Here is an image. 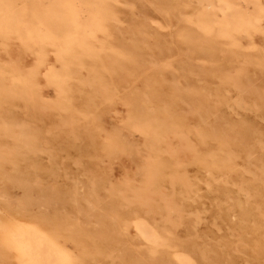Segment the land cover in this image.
Returning a JSON list of instances; mask_svg holds the SVG:
<instances>
[{"label": "rangeland", "instance_id": "obj_1", "mask_svg": "<svg viewBox=\"0 0 264 264\" xmlns=\"http://www.w3.org/2000/svg\"><path fill=\"white\" fill-rule=\"evenodd\" d=\"M9 1L34 12L0 32V249L26 221L73 264H264V0H179L192 23L160 0ZM140 221L164 232L156 251Z\"/></svg>", "mask_w": 264, "mask_h": 264}, {"label": "bare ground", "instance_id": "obj_2", "mask_svg": "<svg viewBox=\"0 0 264 264\" xmlns=\"http://www.w3.org/2000/svg\"><path fill=\"white\" fill-rule=\"evenodd\" d=\"M9 1V0H8ZM15 1V0H14ZM95 1V0H94ZM159 1V0H158ZM170 1V0H169ZM168 0H160V7H162V10H169L170 8L173 9H179V11H181L182 9H184L186 7V4L183 3L182 1L179 2V0H175L173 1V3H169ZM201 1V0H200ZM221 1V0H220ZM10 2V1H9ZM90 2V1H89ZM198 2V1H197ZM210 3V1H206V3ZM214 2V1H213ZM261 2V1H260ZM91 3V2H90ZM89 3V4H90ZM203 3V2H202ZM236 3V2H235ZM15 4V3H14ZM75 5V3H74ZM158 5V4H157ZM197 5H200V3ZM212 5V4H211ZM17 6V5H16ZM231 9L227 12L231 17H240L243 15L242 11L236 6V4L231 3L230 4ZM75 7V6H74ZM206 7V6H204ZM16 8V7H15ZM15 8L13 11L10 10L9 6H1L0 7V32H2L5 28L6 25H13L15 26V28L21 27V26H25L27 23V20L33 17V10L30 8V10H28V6H27V12H24V14H22V16L20 15L19 12H17V8L15 11ZM66 5L60 4L59 5V9H61L64 13L67 11L66 9ZM96 8V7H95ZM198 8V7H197ZM214 8V7H213ZM50 9V8H49ZM171 10V9H170ZM212 10V9H211ZM215 10V9H214ZM213 10V11H214ZM220 10V9H219ZM22 11V10H21ZM77 11V10H76ZM60 12V10H59ZM170 12V11H169ZM203 12V11H202ZM22 13V12H21ZM38 13V12H37ZM61 13V14H62ZM99 14V13H98ZM91 6L88 7V13H86V17H87V24L86 26L88 27L89 30L91 31H97V30H103L106 27V24L103 22L104 20L98 15ZM194 14V13H193ZM199 14V13H198ZM39 16V14H37ZM50 15V14H49ZM197 15V14H196ZM36 16V15H35ZM41 16V15H40ZM46 16V15H45ZM181 16H182V20L188 21L190 23L193 22V20L190 18V16H188L187 14H185L183 11H181ZM179 16V17H181ZM199 16V15H198ZM209 16V15H207ZM53 17V16H52ZM192 17V16H191ZM224 18V17H223ZM29 19V20H30ZM34 19V18H33ZM180 19V18H179ZM197 22L198 25L200 26L201 29L207 27L209 25V21L204 18L203 16H200L197 18ZM215 19V18H214ZM44 20V19H43ZM226 20V19H224ZM40 21V20H39ZM212 21V20H211ZM16 22H18L19 24H15ZM196 22V21H195ZM251 22V21H250ZM34 23V22H33ZM38 23V22H37ZM215 23V21H214ZM227 24V22H226ZM220 25V24H219ZM252 25V24H251ZM28 25H26L27 27ZM212 26V25H211ZM56 27V26H55ZM86 27V28H87ZM58 28V27H57ZM84 28V27H83ZM223 28V27H222ZM231 28V27H230ZM243 28V27H241ZM14 29V28H13ZM26 29V28H25ZM24 29V30H25ZM61 29V28H60ZM219 30V29H218ZM88 31V30H87ZM110 31V30H109ZM220 31V30H219ZM199 32V31H198ZM218 32V31H217ZM84 33V32H83ZM89 33V32H88ZM205 33V32H204ZM22 34V33H21ZM26 34V33H25ZM49 34V33H48ZM98 34V33H97ZM202 34V33H201ZM233 35V34H232ZM36 36V35H35ZM47 36V35H46ZM101 36V35H100ZM27 37V36H26ZM43 37V36H42ZM41 37V38H42ZM48 37V36H47ZM201 37V36H200ZM236 37V36H235ZM28 38V37H27ZM88 38V37H87ZM89 39V38H88ZM216 39V38H214ZM64 40V39H63ZM79 40V39H78ZM217 40V39H216ZM224 40V39H223ZM45 43H50V44H55L56 46L59 47L60 49V53H61V58L62 59H68V55L71 51H73V47L71 46L72 43H63L61 41H59V37L55 34H53L52 37L48 38L46 41H44ZM83 43V42H82ZM57 47V48H58ZM190 47V46H189ZM197 47V46H195ZM45 49V48H44ZM191 49V48H190ZM231 49V48H230ZM197 50V48H196ZM195 50V51H196ZM59 53V51L57 52ZM49 55V54H48ZM48 55L46 52L42 53L39 58L37 59L38 64L40 66H47L48 62ZM71 59V58H70ZM256 60V59H255ZM62 61V60H61ZM253 61V60H252ZM257 61V60H256ZM255 61V62H256ZM75 63V62H74ZM76 64V63H75ZM74 64V65H75ZM68 65V64H67ZM66 65V66H67ZM63 66V65H62ZM65 66V65H64ZM65 66V67H66ZM78 66V65H76ZM52 70H54L55 67H53V65H51ZM71 68V67H70ZM69 68V69H70ZM50 69V68H49ZM56 69V68H55ZM73 68H71L72 70ZM76 69V68H75ZM79 69V68H78ZM76 69V70H78ZM58 70V69H57ZM65 70V69H64ZM63 70V71H64ZM79 71V70H78ZM82 71V70H81ZM60 72V70L58 71ZM70 71H68L69 74ZM72 72V71H71ZM83 72V71H82ZM91 74L90 77L93 80V83L99 88L98 91L102 90L103 93H105L106 95H108L110 98L112 97H117L118 92L116 90V86L110 82L108 79H106L105 74H103L102 72H97L91 69ZM63 73V72H62ZM73 73V72H72ZM75 73V70H74ZM80 73V72H79ZM47 74V73H46ZM53 74V73H52ZM41 75V74H40ZM70 75V74H69ZM72 75V74H71ZM85 75V74H84ZM1 76V75H0ZM42 76V75H41ZM46 76V75H43ZM48 76V74H47ZM61 74L57 73L55 74V77H60ZM11 77V76H10ZM71 77V76H70ZM89 77V78H90ZM37 78V77H36ZM88 78V77H87ZM84 78L83 79H87ZM8 79V78H7ZM10 79V78H9ZM12 79V77H11ZM45 79V77H44ZM5 80V79H4ZM7 81V80H5ZM11 81V80H9ZM13 81V80H12ZM45 81H48L45 79ZM51 83V82H49ZM92 83V82H91ZM28 84V83H26ZM52 84V83H51ZM37 85V84H36ZM55 86V84H53ZM28 86V85H27ZM51 86V85H50ZM37 87V86H36ZM53 87V86H52ZM52 87L50 88L51 90ZM64 87V86H63ZM62 87V88H63ZM1 88V87H0ZM34 88V86H33ZM38 88V87H37ZM96 89V88H95ZM94 89V90H95ZM27 90V89H26ZM92 89V91H94ZM43 91V90H42ZM18 92V91H17ZM16 92V93H17ZM36 92H39L36 90ZM93 93V92H92ZM40 94H42V92H40ZM100 94V93H99ZM260 94V93H259ZM18 95V94H17ZM20 95V94H19ZM93 95V94H92ZM96 95V92H95ZM95 95H93L95 97ZM43 96V95H42ZM91 96V95H90ZM101 96V95H99ZM103 96V95H102ZM101 96V97H102ZM105 96V95H104ZM260 96V95H259ZM97 97V96H96ZM103 98V97H102ZM102 98L100 99L101 101ZM105 98V97H104ZM99 99V98H98ZM107 99V98H106ZM258 99V98H257ZM261 99V98H260ZM94 100V99H93ZM88 101V100H87ZM105 101V100H104ZM198 101V100H197ZM196 101V102H197ZM198 103V102H197ZM201 103V102H200ZM198 103V105H202ZM91 104V103H90ZM96 105V104H95ZM85 106V105H84ZM92 106V105H91ZM94 106V105H93ZM83 107V106H82ZM203 107V105H202ZM70 108V107H69ZM95 109V108H94ZM204 109V107H203ZM206 109V108H205ZM83 111V110H82ZM142 111V110H141ZM85 112V111H84ZM142 113V112H141ZM88 114V113H87ZM139 114V113H138ZM72 116V115H71ZM141 117V116H140ZM132 122V121H131ZM135 124V123H134ZM136 125V124H135ZM96 128V127H95ZM92 133V132H91ZM141 201L145 204H148V201L150 199H152L151 196H149L148 194L142 195L140 196ZM169 210H171L173 207L172 205H168ZM15 220V219H14ZM10 222V220H8ZM7 221V222H8ZM23 221V220H22ZM12 222V221H11ZM13 226V225H12ZM11 227V226H9ZM42 228V227H41ZM33 224L30 223H26L25 222H16V226L14 228H9L7 229V235L9 241L8 244L4 245V242L2 243L4 248L8 247L10 248L11 251L17 253L21 258L22 264H73L72 260H71V256H70V252L64 248H62L60 246V244L58 243V241L52 237L54 235H50L45 232V230L43 231V228L41 229ZM139 228H140V232L142 237L147 240L150 245L152 246V250L156 251L157 250V246L160 245V241H162L163 239H165V234L164 232H162V230L157 229L156 227L151 226L150 224L144 222V221H140L139 222ZM1 230V228H0ZM4 232V231H3ZM5 233V232H4ZM2 235V234H1ZM2 237V236H1ZM56 237V236H55ZM2 247V246H1ZM0 247V248H1ZM3 248V249H4ZM0 249V250H3ZM4 250L5 251H7ZM8 254V253H5ZM168 254V253H167ZM3 255V254H2ZM9 255V254H8ZM14 256V255H13ZM10 257V256H9ZM190 257V256H189ZM186 255L183 256H178V260L182 261L183 263H187V264H191L192 260ZM176 258V257H175ZM6 259V258H5ZM8 259V256H7ZM18 262V261H16Z\"/></svg>", "mask_w": 264, "mask_h": 264}]
</instances>
